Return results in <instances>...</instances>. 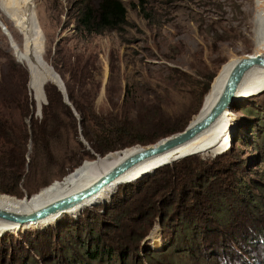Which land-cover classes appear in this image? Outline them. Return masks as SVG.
Instances as JSON below:
<instances>
[{
  "label": "rangeland",
  "instance_id": "374dc122",
  "mask_svg": "<svg viewBox=\"0 0 264 264\" xmlns=\"http://www.w3.org/2000/svg\"><path fill=\"white\" fill-rule=\"evenodd\" d=\"M77 1L80 0H0V100H12L13 96H17L20 104H30L27 112L19 109L0 110V119L7 123L2 125L4 131L8 133L11 130V138L15 144L22 149L24 146L27 148L26 160L30 164L26 166L22 180L14 189L16 196L0 191V206L5 209H12L8 206L17 202H26L22 206L27 205L34 197V200H38L46 192L55 190L59 184H63L61 186L64 190L103 165L125 159L136 151L160 143L166 139V132L186 130L190 125L196 124L203 111L213 103L214 89L226 69L244 58L253 57L258 49L257 42L258 45L263 42L256 29V0H123L128 9L126 26L119 31H108L90 38H84L77 32ZM88 1L93 8H97L102 2ZM31 5L33 13L30 24L26 27L25 9ZM16 57L33 74L42 68H46L47 72L49 69L53 74L50 69L52 64L54 68L57 64L65 71V62L70 63L72 58L81 59L86 84L77 85L76 97H79L80 92L86 97L92 96L94 112L105 119L114 117L120 121L127 118L135 132L133 139L141 140L145 145L141 143L100 158L101 155L91 147L84 135L81 115L70 100V105L66 102L65 97L64 102L71 107L78 126L71 128V131L61 130L57 137H44L40 133H34L32 126L34 123L39 124L44 118L43 108L48 105V98L39 109L29 86L28 68L21 64L24 70L16 69L12 65V62L17 61ZM21 71H26L28 80ZM209 81L211 89L199 109L198 95L205 90ZM259 82L250 79V83L240 89L241 93L238 94L250 97L236 98L232 109H229L232 116L230 128L212 142L193 151L198 154L192 155L189 152L184 158L170 164H176L189 156L195 157V162H189L196 165L201 163L207 171L210 168L215 171L214 166L220 167L222 172L230 165L238 166L235 178H239L241 183L245 182V195L239 197L229 193L227 196H233L231 199L219 201V205L230 206L232 212L227 213V216L223 213V218L219 219L221 224L217 225L219 231L214 240H209L207 248L203 247V239L199 244L201 248L192 247L193 251L200 250L204 253L213 244L222 247V253L235 252L243 255L242 262L234 261L236 256L231 264H254L258 254L254 255L243 249V235L253 236L257 230L264 231V191L257 189L264 185V86L254 89ZM63 117L65 116L62 115ZM65 121L68 122V119ZM65 126L67 124L63 125ZM257 127L262 131L259 139L251 132ZM240 137L244 138L243 143H237ZM226 152H229L227 159L220 158ZM170 161L132 177L131 182L124 180L126 182L121 181L107 187L98 197L78 209L68 211L58 220L30 225L34 228H22L25 231L4 232L0 239L8 235L20 238L31 232L39 234L50 227L56 231L67 229L75 226L72 221H79L78 225L87 226L90 223L100 227L102 223L112 220V211L106 214L105 208L112 207L122 186L128 185V189H132L134 184L149 176L154 177ZM160 177L161 175L157 176ZM157 178H151L150 184ZM224 180L228 181V178ZM69 181L74 184L65 186ZM253 181L257 184L253 185ZM225 184L237 185L238 181H228ZM29 196L32 197L27 200L26 197ZM247 197H251L250 200L254 198L256 203L253 204L250 200L243 203L242 200ZM43 199L45 197L41 201ZM146 200L135 204L133 213L123 214L120 223L112 221L118 226V233L124 224L136 233H140L138 230L141 229L146 230L148 234L139 248L141 254H145L147 250L163 252L166 243L174 238L175 231L164 228L158 216L147 217L150 209L138 214L145 208ZM41 201L30 203L26 211ZM99 209L100 212L97 213L95 210ZM76 211L80 212L70 214ZM104 213L107 216L104 217ZM130 213L133 214L132 219ZM173 220L175 227L181 226L177 214ZM212 220L217 221L216 218ZM201 227L206 231L205 225ZM97 230L103 232L101 228ZM111 231L107 230L108 233ZM177 232L183 237L181 229ZM238 238L241 242H237ZM80 243L78 253L83 252ZM55 245L61 249L68 246V243L56 241ZM261 251H264V245L260 247L259 254ZM2 252L0 262L14 264L5 246L0 248V254ZM14 253L22 254L17 250ZM133 258L131 254V259ZM53 259L61 260L63 257L56 255ZM41 261L40 259L41 264H45Z\"/></svg>",
  "mask_w": 264,
  "mask_h": 264
},
{
  "label": "trees",
  "instance_id": "16d2710c",
  "mask_svg": "<svg viewBox=\"0 0 264 264\" xmlns=\"http://www.w3.org/2000/svg\"><path fill=\"white\" fill-rule=\"evenodd\" d=\"M76 7L75 21L77 32L84 38L101 36L108 31H119L127 24L128 9L123 0H102L97 8L91 7L88 0H80L76 2ZM95 58L98 57L95 56ZM46 59L48 60V58ZM17 61L12 62L14 68L24 70L20 66L21 64L28 68L30 74L29 86L36 98L39 109L45 103L46 97L48 98V105L43 108L44 118L39 124L34 123L32 126L35 130L34 133H40L44 137H57L61 130L67 129V131H71V128H76L78 125L72 114V109L65 104L64 95L58 88V86L63 88L61 80H56L44 68L33 74L21 59H17ZM91 62H93V56L91 57ZM52 66H50V69L56 77L61 76L71 104L81 115V123L86 139L90 142L91 147L101 155L99 156L100 158L125 151L126 148L141 143L144 144L141 140L133 139L135 138V132L127 118L120 121L114 117L105 119L94 112L95 106L92 96L89 98L80 92L79 97H76L77 85L86 84L83 80L85 68L81 59L72 58L70 63L65 62V69L67 68L65 71L60 69L62 67L57 64L55 68ZM21 72L28 80L26 71ZM91 77L94 79V74ZM210 86L211 82L209 81L205 90L198 95L199 109L203 106V100L209 93ZM44 91L47 96H45ZM17 98V96H13L12 100H0L2 101L0 110L19 109L25 112L30 110L29 103L20 104V100ZM62 115L65 117L62 118ZM65 119H68V122ZM66 124L67 126L63 127ZM2 125H7V123L0 119V191L3 194L16 196L14 189L18 187L22 180V174H24L26 166L30 165L26 160L27 148L25 146L24 149L18 147L11 138V130L8 133L5 132ZM183 131L185 129L166 132L164 136L167 138ZM251 132L256 134L257 137L262 133L259 127L253 128ZM243 141L244 138L240 137L237 143H243ZM228 155L229 152L223 153L220 158L227 159ZM193 158L195 157H188L171 166H164L154 176L157 178L158 175H161V177L155 179L151 184L150 179L154 177L149 176L144 181L134 184V187L130 190L128 185L122 186L119 194L114 199L112 207L105 208V213L112 211V220L120 223L123 214L126 212L133 213L132 210H135L134 205L147 199L145 208L138 214L150 209L151 212L149 215L146 214L147 217L156 215L160 218L161 225L164 228H170L175 231L174 238L166 243V248L163 252L147 250L145 254H141L139 248L148 234L146 230L141 229L138 230L140 233H136L134 229L124 224L122 230L118 233V226L112 220L102 223L100 227L90 223L87 226L78 225L77 222L79 221H72L75 224L74 227L63 228L59 231L50 227L46 232L39 234L31 232L20 238L8 235L0 239V248L5 246L8 249L14 264H41L39 262L40 259L45 264H166V259H169L167 262L169 264H231L236 256L237 258L234 261L242 262L244 260L242 258L243 255L235 254V252L222 253V247H217L213 244L208 248V252L202 253L200 250L198 252L192 250L193 246L194 248H201L199 244L202 239L205 240L203 247L207 248L209 240H214L219 231L217 230V225L220 223L219 219L223 218V213L227 216V213L232 212L230 206L219 205V201L231 199L233 196L228 197L229 193L237 194L241 197V195H245L246 191L243 189L245 182L241 183L239 178H235V171L238 170V166L233 167L230 165V167H226L224 172H222L220 167L214 166L215 171L211 168H207V171L203 164L199 163L196 165L189 162V160L195 162ZM74 172L75 170L72 173ZM224 178H228V181L231 182L238 181V184H229L227 186L225 183L228 181H225ZM72 182H67L65 186L74 184ZM255 184L257 182L253 181V185ZM61 185H57L52 192H46L38 200L33 198L31 203L39 202L43 197L46 199L49 195L61 191L63 189ZM257 189L264 191V185L257 187ZM32 196L26 197V199L28 200ZM250 199L251 197H247L242 201L245 203ZM238 201H240L239 198ZM250 202L254 204L256 200L253 198ZM24 203L26 202H17L8 206L12 209L7 210H13ZM26 209L28 208L20 207L14 210L13 213L21 214ZM95 211L99 213L100 209ZM79 212L76 211L70 214L76 215ZM105 213L103 214L104 217L107 216ZM131 213L129 214L130 219L133 218ZM175 214L179 216V221H181L180 227L174 226L173 217ZM213 218H216L217 221H213ZM203 225L206 226V231L202 229L201 226ZM28 228L34 227L29 226L26 229ZM99 228L103 230L102 233L97 230ZM108 229L112 231L108 233ZM179 229L182 230L183 237L178 234L177 231ZM56 241L62 244L68 243V246L59 249L55 245ZM242 241L243 249L250 251L254 255L258 254L257 260L254 257L255 261L253 263L264 264V251L259 254L260 247L264 245V231L262 229L257 230L253 236L244 233ZM79 242H81L80 249L83 250L80 253L77 252ZM237 242H241V240L239 239ZM237 242L233 243L238 245ZM74 247L76 249H73ZM16 250L22 252V254L14 253ZM239 252H242V250H239ZM131 254L134 257L133 260L131 259ZM56 255H62L63 259H53ZM178 256L182 258L178 259ZM0 257H3V252ZM0 264H6V262H0Z\"/></svg>",
  "mask_w": 264,
  "mask_h": 264
},
{
  "label": "bare ground",
  "instance_id": "6f19581e",
  "mask_svg": "<svg viewBox=\"0 0 264 264\" xmlns=\"http://www.w3.org/2000/svg\"><path fill=\"white\" fill-rule=\"evenodd\" d=\"M256 6H257L256 7V13H255L256 17H257L256 18V26H257L256 29H257V33L262 36L263 42H261V45H258V42H257V46H258L257 52L253 57H249V58H256V57L264 58V33H263V30H264V0H256ZM25 12H26L25 20H26V27H27L30 24L29 20L31 19V17H30L31 13H33L32 5H31V7H28V8L26 6ZM237 65H238V63L234 66L227 68L226 71L224 72V74L220 77V80L216 84V87H215L214 92H213L214 93L213 103H211L208 106L207 110L203 111L201 118L197 121V123L204 120L209 115V113L212 111V109L215 107L216 103L219 101L220 97L222 96V94L226 88L227 82H228L233 70L236 68ZM45 67H47V66L45 65ZM47 70H48V73L50 75H52L56 80L60 81L59 76H57L59 78L58 79L54 74H52L49 71V69H47ZM250 79L253 81H258V82L260 81L259 85H256L254 87V89H258L262 85L264 86V68H262L260 66H254V67H250L245 72V74L242 78V81L238 87V91H237V95H236L237 97L238 96H243V97L245 96V95H240L238 93H241L240 89H242L243 87H245L247 84L250 83ZM245 97H250V96H245ZM227 117L229 118V121H228ZM231 118H232L231 113H230L229 109H227L213 123V125L210 128H208L207 130L202 132L199 136H197L196 139H194V141L189 142V143L183 145L182 147L176 148L170 152H166V153L161 154L155 158H152L150 160L143 162L142 164L138 165L137 167L132 169L130 172H128L126 175H124L120 179V182L124 181V180L130 181L132 177L139 175L141 173L143 174L144 172L149 171L151 168H153L159 164H162L164 162H167L170 160L175 161V160H178L179 158H183L185 156V154L188 155L189 152H191V154H198V152H193V151L197 148H200L202 145H205V144L212 142L213 139L218 138L224 130H227L228 128L231 127ZM140 152L141 151H136V152H134V154H131L129 157H127L125 159L121 158V159H118L119 161H116V162L112 161L106 165H103L102 167L97 168L91 174L86 175L84 178L80 179L76 184H74V185H72V186H70V187H68L62 191L57 192L54 195H50L48 198L41 201L39 204H36L33 207H30V209L28 211H26L22 214H31V213L43 210L53 203H56V202H58L64 198H67L69 196L77 194V193L93 186L99 180H101L104 176H106L107 174H109V173L117 170L119 167H121L130 157H132L135 154H138ZM124 182H126V181H124ZM115 184H117V183H115ZM109 187H111V186H109ZM34 198H36V197H34ZM88 202H86V203H88ZM30 203H31V201H30ZM30 203L27 205H24L22 207H29ZM18 208H20V207H18ZM18 208H15L13 210H7V209L0 206L1 210L7 211V212H13L14 210H16ZM66 213H64V214H66ZM63 215H61V216H63ZM60 217L55 218V219L52 218L51 220L50 219H48V220L51 222V221H55V220L60 219ZM48 220H45L41 223L47 222ZM33 225H37V224H33ZM24 227H27V225L21 226V225L10 223L8 221L0 219V236L4 232H8V231H13V232L22 231V230H24V229H22Z\"/></svg>",
  "mask_w": 264,
  "mask_h": 264
},
{
  "label": "water",
  "instance_id": "95a60500",
  "mask_svg": "<svg viewBox=\"0 0 264 264\" xmlns=\"http://www.w3.org/2000/svg\"><path fill=\"white\" fill-rule=\"evenodd\" d=\"M254 66H260L264 68V58L262 57L244 58L238 63L236 68L233 70L227 82L226 88L222 96L220 97L219 101L216 103L215 107L212 109L209 115L201 122L194 125L193 124L190 125L185 131L173 135L171 137H168L162 140L160 143H157L156 145L145 147L143 151L130 157L117 170L107 174L96 184L77 194L64 198L56 203L51 204L50 206L46 207L43 210L31 214H16L13 212H7L0 209V219L21 226H25V225L30 226L33 224H39L48 219L58 218L64 213L78 209L83 205H85L86 202L98 197L105 190V188L112 186L115 183H119L120 179L124 175H126L128 172H130L132 169L142 164L143 162L155 158L166 152H170L176 148L182 147L183 145L189 142L194 141V139H196L197 136H199L202 132L210 128L213 125V123L227 109H232L234 102L237 100L236 95H237L238 87L242 81L245 72L250 67H254ZM59 77L62 82L63 88L61 86L58 87L62 91L66 102L70 105L65 84L60 75ZM175 162H177V160H175ZM172 163H174V161L173 162L170 161L167 164L170 165ZM167 164L164 165L168 166ZM150 175H153V173Z\"/></svg>",
  "mask_w": 264,
  "mask_h": 264
}]
</instances>
